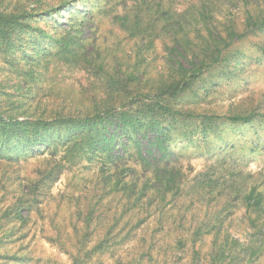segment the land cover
Here are the masks:
<instances>
[{
  "label": "rangeland",
  "instance_id": "1",
  "mask_svg": "<svg viewBox=\"0 0 264 264\" xmlns=\"http://www.w3.org/2000/svg\"><path fill=\"white\" fill-rule=\"evenodd\" d=\"M63 5L70 10L64 12ZM249 5L244 0H0V11L23 15L11 42H0V112L52 119L107 107L147 108L161 84L173 78L169 50L188 38L203 44L206 32L225 24L245 31ZM167 13L183 14L182 23L170 26ZM226 50L227 60L205 69L171 99L174 108L220 116L221 123L205 134L200 117L186 121L174 132L173 160L189 181L210 169L228 179L224 162L264 192V31L249 33ZM236 114H252L253 121L232 123L228 117ZM182 131L193 133L192 143L181 140ZM52 148L55 154L47 148L34 155L31 149L20 160H0V215L44 172L54 168L55 177L37 195L40 204L23 235L0 250L22 256L21 263L1 258L0 264H264V241L248 219L255 214L245 212L241 198L221 212L222 234L236 253L226 252L220 262L212 257V235L193 242L192 232L214 221L212 213L226 194L184 190L174 198L169 194L159 208L133 214L126 194L111 189L110 173L121 167L84 152L65 155L61 143ZM126 165L141 182V164L132 156ZM90 210V228L83 231Z\"/></svg>",
  "mask_w": 264,
  "mask_h": 264
},
{
  "label": "trees",
  "instance_id": "2",
  "mask_svg": "<svg viewBox=\"0 0 264 264\" xmlns=\"http://www.w3.org/2000/svg\"><path fill=\"white\" fill-rule=\"evenodd\" d=\"M244 1L246 6L250 4V8L246 11L245 31L238 32L233 24H225L224 29L217 32H206L200 40L203 44L199 45V42L194 41L195 38H188L187 44H180L178 48L169 50V58L175 62L173 78L161 84L159 93L155 94L157 100L154 103L150 102L147 108L116 111L113 107H107L103 111L97 109L92 115L60 116L52 119L43 116L19 119L0 112L2 139L0 160H20V156L29 153L31 149L34 155H44L47 148L55 154L52 147L59 143L66 147L65 155L75 157L76 153L84 152L88 153L90 158L102 157L105 162L114 164L116 169L121 167L123 170L122 174L121 170L116 174L110 173V179L115 176L114 186L111 189L126 194L131 204L130 212L132 211L133 214L147 213L153 207L159 208L160 203L164 202L169 194L174 198L184 190L187 193L189 189H193L206 191L209 194L214 192L218 195L226 194L222 207L212 213L211 217L214 221L200 223L192 232L193 242L202 235H212V257L220 262L227 253H236L228 247V237L222 234L224 219L221 212L227 210L233 198H241L245 212L255 214V218L248 217V219L263 242L264 192L256 185L248 186L246 177L240 169L235 166H225L223 162V169L231 175L228 179H223L216 169H210L189 181L181 172L176 158L173 160L176 155L173 144L176 145L175 141L178 139L174 132L179 128L182 130L186 121L200 117L205 134L219 128L221 123L217 121L220 116L206 114L198 116L174 108L171 103L172 97L188 88L205 69L227 60L231 52L226 49L232 42L254 31H264V0ZM65 6L63 5L61 9H64V12L69 11L70 8ZM64 12L61 15H64ZM203 14V12L199 13L201 20H204ZM21 16L23 15L0 11V42H11L12 31L20 26ZM182 16L183 14L174 16L167 13L164 18L171 26L174 23H182ZM65 43L68 46V42ZM252 117V114L246 116L236 114L229 116L228 119L232 123H249L253 121ZM189 132L182 131V141L192 143L189 136L193 133ZM195 142L197 141H194V144ZM15 154L17 156H13ZM127 155H131L130 159L133 156L145 171L141 182L135 169L126 165L129 161ZM53 169L50 168L42 174V178L24 186L22 197L3 213L1 212L0 250L5 248L3 247L5 244L14 242L12 239L16 235H23L22 230L27 226L31 213L40 204L37 195L42 189H49L55 180L52 176ZM105 169H102L103 172ZM124 170L130 173H124ZM52 177L53 180L48 184L46 181ZM92 210L87 214L88 220L83 231L90 228L89 218H92ZM257 250H260V247ZM241 251H244L243 248ZM2 252L0 251V259L7 258L11 262L21 263L22 256ZM215 263L218 264L217 261Z\"/></svg>",
  "mask_w": 264,
  "mask_h": 264
}]
</instances>
